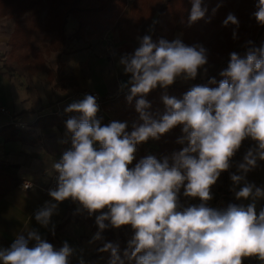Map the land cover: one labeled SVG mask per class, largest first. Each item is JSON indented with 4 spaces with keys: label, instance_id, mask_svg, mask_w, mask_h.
<instances>
[{
    "label": "clouds",
    "instance_id": "9594fccd",
    "mask_svg": "<svg viewBox=\"0 0 264 264\" xmlns=\"http://www.w3.org/2000/svg\"><path fill=\"white\" fill-rule=\"evenodd\" d=\"M191 3L189 25L207 12L202 0ZM255 9L252 16L264 26V0H257ZM229 25L239 27L233 13L222 22L224 27ZM138 39L139 46L124 54L119 63L130 74L126 99L129 104L135 99L139 122L132 124L130 133L127 122L102 126L93 95L69 104L65 112L78 115L66 121L71 147L52 165L58 174L57 186L48 194L55 202H45L35 220L47 227L59 203L70 199L78 205L77 214L95 215L98 231L92 242L103 240L106 229L131 226L134 234L123 258L119 244L106 242L99 249L111 253L109 264H125V260L135 264H244L250 257L264 264V208L256 210L264 188L247 180V174L264 161V44L248 47L243 57L230 53L219 82L210 78L207 85L191 87L182 99L163 95L165 111L154 114L147 94L158 86L166 89L178 79L194 80L201 69L206 74L208 50L199 44L188 46L179 38L153 42L150 35H144ZM176 126H182L183 133L177 143L187 146L170 157L158 160L149 155L129 167L137 145L149 138L159 140ZM246 139L254 141V147L242 160L234 161ZM233 167L230 180L236 200L251 202L208 206L212 186L222 172ZM182 189L184 197L200 202L182 204ZM30 241L35 242L31 247ZM74 253L67 241L56 248L36 230H29L27 236L18 234L9 248L0 249V264H70Z\"/></svg>",
    "mask_w": 264,
    "mask_h": 264
},
{
    "label": "crops",
    "instance_id": "0c3cea01",
    "mask_svg": "<svg viewBox=\"0 0 264 264\" xmlns=\"http://www.w3.org/2000/svg\"><path fill=\"white\" fill-rule=\"evenodd\" d=\"M110 31L112 37L109 32H103L100 53H93L92 44L89 43L83 50L87 54L82 62L75 63L70 58L65 61V74L77 80L75 89L69 85L56 86L54 82L29 85L27 76L0 71V105L9 109V113L0 114V249L9 248L18 234L27 236L29 230H36L42 239L56 248L67 241L75 249L70 264H80L81 259L83 264H94L89 261L91 248L97 245V241L92 242L98 229L91 224L94 215L90 218L82 217L85 212L77 214L78 205L69 199L59 203L50 224L44 227L35 220V213L52 198L38 188L23 190L20 184L29 180L36 185H46L52 174L56 173L53 162L58 161L63 152L71 147L66 121L78 115L65 112L69 104L93 91L101 96L103 93L117 94L130 88L127 83L130 74L124 73L119 61L124 54L133 53L136 48L134 44L137 43L121 41L116 31L112 28ZM111 43L113 48L108 52ZM129 45L130 50L127 49ZM30 79H34L32 75ZM50 114L61 120L52 125L39 122L41 117ZM97 118L101 120L102 126L112 121L127 122L128 126L133 124L130 120H120L104 111L100 105ZM14 122H21L25 126L18 127ZM156 144L157 140L149 138L147 142L137 145L135 157H139L141 151L146 157L151 155V151L147 153L142 146H147L148 150L149 147L154 149ZM208 206L212 207L210 202ZM34 243L30 241L29 247ZM100 256L102 253L96 257ZM252 261L260 264L255 257H252Z\"/></svg>",
    "mask_w": 264,
    "mask_h": 264
},
{
    "label": "trees",
    "instance_id": "16d2710c",
    "mask_svg": "<svg viewBox=\"0 0 264 264\" xmlns=\"http://www.w3.org/2000/svg\"><path fill=\"white\" fill-rule=\"evenodd\" d=\"M257 0H240V5L243 10L233 13L239 20L238 29L229 25L222 26L220 31L214 32L215 27L222 25V22L228 15L226 5L230 0H202V7L207 8L206 15L203 19L189 25V15L192 7L191 0H0V17L13 18L14 27L9 36L8 42L10 49L16 51L23 47L29 48L30 54L35 62L44 69L49 83L58 86H67L71 88L77 87V80L70 74H65L64 64L60 61V55L64 53L67 35L65 26L69 18L75 21V27L71 34L72 39L90 40L101 37L106 26L111 23L112 30L116 31L118 39L131 44L141 36V27L143 23L150 25L149 35L153 42H158L160 39H165L169 42L173 41L174 32L180 30L182 32V42L188 46L202 43L205 38L211 36L208 50V64L222 63L221 59L231 52L235 45L240 41L249 37L253 47L258 44L261 33L264 31V26H260L257 31L250 30L247 23L253 21V17L247 7ZM215 9V11H213ZM44 31V34L49 38L48 43L43 45V49L35 48L30 42V35L34 28ZM236 32V38H233V32ZM213 34V35H212ZM221 35V37H219ZM264 43V36L262 38ZM131 49V45L127 46ZM51 51H56V60L58 70L48 68L43 59V53L49 54ZM24 52V51H23ZM27 51L24 55L27 56ZM230 60V56L225 59L221 69L213 70L201 79L202 85H207L210 78H215L219 82L222 77L219 73L226 69ZM215 87L216 85H209ZM130 89V88H129ZM129 89L120 91L117 94L103 93L101 95L100 106L104 111L118 115L124 120H130L133 123L138 121V113L135 111V99L131 104L128 103L126 97L130 94ZM189 87L185 83H174L164 89L157 87L147 94L146 99L151 103V112L163 114L165 105L162 101L163 95L174 96L182 99ZM61 120L53 114L43 116L39 122L43 124H56ZM182 130V126H176L173 131ZM129 133L132 131V126L126 129ZM178 135L166 133L159 140L154 149L151 150V155L157 159L167 156L174 151L182 148L180 143H177ZM146 157L144 151H141L139 157H135L130 168L135 167L142 158ZM213 200L215 203L222 201L224 207L229 203H238L231 196V192L227 186L226 180L221 182L212 191ZM220 207V206H219ZM223 207V208H224ZM261 207L264 208V198L261 202ZM92 218V217H90ZM93 228H97L94 225ZM131 228H125L122 233H118L117 239L121 250L127 248V242L133 235ZM115 232L112 228L105 230L102 233L103 240L96 245L94 255H100L102 252L99 249L106 242H111ZM245 261V259H244ZM125 264H135L134 261L125 260Z\"/></svg>",
    "mask_w": 264,
    "mask_h": 264
},
{
    "label": "rangeland",
    "instance_id": "374dc122",
    "mask_svg": "<svg viewBox=\"0 0 264 264\" xmlns=\"http://www.w3.org/2000/svg\"><path fill=\"white\" fill-rule=\"evenodd\" d=\"M128 2H131V0H128ZM255 5L256 4L254 3V1H252L251 4L247 7V9L251 13V15L256 10ZM226 7H227L226 12H228V13H232V12L235 13V12H240L241 10H243V7L240 5V0H230V2L226 5ZM253 20H255L254 17H253ZM75 25H76L75 21L72 18H69L67 21V24L65 26V33L67 35V41L65 44V50L66 51H64V53H62L60 55V61H62L63 64L65 63L67 58L72 59V61L75 63L82 62V59L87 54V52H85L83 50L87 48L86 44H89V43L92 44L91 47H92L93 53L98 54L101 52V46L103 44V33H102L101 37H99L95 40L90 39V40H92V42H90V40L72 39L71 34L74 30ZM246 25L250 30H253V31H257L258 28L260 27V25L257 23V21H255V22L253 21L250 24L247 23ZM13 27H14L13 18L0 17V71H3V72L5 71V72H8L10 74H16L19 76L20 75L27 76L29 79L26 81L29 85H31V84L36 85L38 82L50 84L47 80L46 73H45L44 69H42L35 62V60L33 59V57L30 54L29 48L23 47L22 49H19L16 51H12L10 49V44L8 42V39H9V36L13 30ZM110 28H111V23H109L106 26L104 31H105V33L109 32L110 36L112 37V35L110 33L111 32ZM221 28H222V25L215 27L214 32L220 31ZM149 32H150V25L143 23L142 27H141V36L140 37H143L144 35H149ZM114 34L115 33H113V35ZM263 36H264V31L261 33L259 39L257 40L258 44L255 45L254 47H260L262 44H264L262 42ZM111 37H110V39L112 40L113 38H111ZM219 37H221V35H219ZM177 38H179L182 41V32L180 30H177L174 32L173 40H175ZM48 40H49V38L44 34V31L41 29H38L36 27L33 29L32 33L30 35V42H31L32 46L35 48L43 49V45H46L48 43ZM210 40H211V36L209 38L208 37L205 38V40L202 43H200L199 45H202L203 47L208 49ZM135 41H136V43H138L139 39L137 38ZM248 41H249V37L240 41L239 43H237L235 45L234 49L231 52L227 53L225 55V57H223L221 59L222 63L220 65H217V64L206 65L205 66L207 68L206 74L201 69L198 73V76L194 80L183 81L181 79H178L175 83H181V84L185 83L189 87V89H191V87H193L195 85H202L201 79L204 78L208 73L212 72L213 70L221 69L223 62L225 61V59L227 57L230 56V53L237 52L239 55H241L243 57L247 51L246 45L248 44L247 43ZM135 45H137V44H134V46ZM112 48H113V44H112V47L110 46V48H109L110 51ZM247 49H248V47H247ZM23 51L24 52L27 51V53H28L27 56L24 55ZM43 59H44L46 66L48 68L53 69L55 72L58 70V67H57L58 65H57V60H56V51H51L48 55L43 53ZM31 75H32V78H34L32 80L30 79ZM0 106H3V105H0ZM3 107L8 111L7 113H9V109L6 106H3ZM1 114H6V113H1ZM111 114H113V113H111ZM113 115L118 117V119H120V120H124L116 114H113ZM169 133L176 134V135H178V137L182 136V134H183L181 129H178L176 131L170 130ZM254 145H255V142L252 141L251 139L244 140L242 142L241 148L237 152L236 156L233 158L234 161L242 160L246 151L249 148L254 147ZM181 146L183 148L187 145L181 144ZM142 148L145 149L147 153H149V151H151L150 150L151 147H149L148 150H147V146L146 147L142 146ZM182 148L180 150H182ZM180 150H177L174 152H178ZM173 153H171L167 156L170 157ZM160 159H162V157H159V160ZM234 171H235V167H233L232 169H230L228 171L222 172L221 176L217 180V183L212 186V191L221 182V180H226L227 186L231 192V196L233 198H235V194L233 191V185H232V182L230 180V173L234 172ZM247 180L249 182L254 183L258 187L264 188V161H259V166L247 174ZM236 190H239V187H237ZM182 193H183V189L181 190L180 200H181V203L184 204L185 206H188L189 204H198L199 203V198H186L183 196ZM263 198L264 197L259 198L256 201L257 213L262 209L261 202H262ZM209 202H210V205H212V207H214V208H223L224 207V204L222 201L215 203L214 201L210 200ZM250 202L251 201L240 200V201H238V204L243 203L246 205ZM79 216H81V215H79ZM83 216L85 217L88 215L85 212L84 215H82V217ZM94 221H95V215H94V220L91 221V224L95 225L96 223ZM125 228H131V226H122L119 229H113L112 228L115 232V235L113 236L114 238L111 241L112 243L118 244V239H117L118 233H122ZM97 231H98V229H97ZM98 242L99 241H97V244H98ZM94 251H95V248H91L89 261L91 260L92 262H94V264H109V260H110V256H111L110 252H102V256L96 257L93 254ZM85 254H87V253L85 252ZM120 254L123 258V250H121V248H120ZM94 257H96V258H94ZM85 263H87V261ZM244 264H257V263L255 261H252V257H250V258H245Z\"/></svg>",
    "mask_w": 264,
    "mask_h": 264
},
{
    "label": "built area",
    "instance_id": "2783aa9c",
    "mask_svg": "<svg viewBox=\"0 0 264 264\" xmlns=\"http://www.w3.org/2000/svg\"><path fill=\"white\" fill-rule=\"evenodd\" d=\"M138 46H139V42L137 43L136 48ZM107 51L110 52V49L107 48ZM90 95H93L94 97H96L98 105L101 104V96L97 92L93 91V92L90 93ZM7 112L8 111L3 106H0V114L1 113H7ZM14 124L16 126H18V127H24L25 126L21 122H14ZM57 175H58L57 173L52 174V177H51L50 181L46 185H36V184L32 183L29 180H25V181H23L20 184V187L23 190H30L32 188H38L42 193H47L48 194L50 189H54L57 186ZM28 185H31V186L27 187Z\"/></svg>",
    "mask_w": 264,
    "mask_h": 264
}]
</instances>
